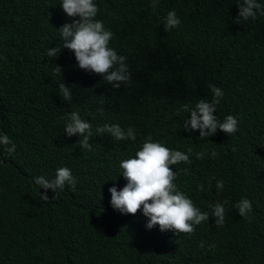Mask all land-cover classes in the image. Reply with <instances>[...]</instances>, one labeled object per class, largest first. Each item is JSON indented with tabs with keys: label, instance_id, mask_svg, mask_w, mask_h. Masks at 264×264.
Masks as SVG:
<instances>
[{
	"label": "trees",
	"instance_id": "16d2710c",
	"mask_svg": "<svg viewBox=\"0 0 264 264\" xmlns=\"http://www.w3.org/2000/svg\"><path fill=\"white\" fill-rule=\"evenodd\" d=\"M94 2L96 19L113 33L109 46L127 57L131 83L119 89L80 70L67 49L47 56L62 48L58 30L72 22L61 0H0V132L16 144L11 155L0 150V264H264V17L234 23L237 0H159L155 10L152 0ZM173 9L181 24L166 32ZM62 82L71 101L59 94ZM209 83L224 92L215 115L238 120L232 136L218 130L200 140L199 131L183 129L190 114L177 110L210 101ZM73 111L92 124L93 151L80 148L79 135H65ZM106 123L132 127L136 140L96 135ZM149 134L170 149H191L190 164L173 166L177 185L202 212L228 201L226 227L198 225L193 235L177 237L156 226L174 239L159 240L140 231L149 230L142 210L122 215L111 207L109 189L127 183L120 162L134 157ZM199 152L207 155L197 159ZM61 167L77 178L75 191L66 185L51 199L48 190L49 201H42L33 178L52 179ZM217 180L225 182L219 192ZM242 198L252 203L246 218L233 207Z\"/></svg>",
	"mask_w": 264,
	"mask_h": 264
},
{
	"label": "clouds",
	"instance_id": "9594fccd",
	"mask_svg": "<svg viewBox=\"0 0 264 264\" xmlns=\"http://www.w3.org/2000/svg\"><path fill=\"white\" fill-rule=\"evenodd\" d=\"M159 0H152L151 7L156 9ZM238 15L234 23L248 22L256 20L257 16L264 17V4L258 0H237ZM62 11L71 18V23H65L58 32L62 38V48L55 47L47 50L48 57H57L62 49H67L74 54L77 66L80 70L92 73L103 78V81L110 84L114 89H119L121 85L131 83V72L127 64V57L119 55L116 50L110 47L113 33L106 29L103 21L96 19L99 8L94 0H61ZM181 20L173 9L164 18V31L170 32L180 26ZM0 59H5L0 57ZM55 74H61L59 66L54 68ZM59 94L64 101H71L72 90L63 82L59 84ZM207 88L212 94V99H199L194 106L184 103L177 110L190 114V119L183 121V129L189 133L199 131V139L205 140L216 135L217 131L232 136L238 131V120L232 115L226 116L222 121L215 115L216 105L224 96L221 88L214 84H207ZM103 103V100H101ZM103 113L104 109H98ZM65 135L68 137L79 135L81 137L79 146L81 149L93 151L90 139L94 133L92 124L81 118L78 111H73L65 116ZM95 134L103 136L108 134L117 141L136 140V132L132 127L126 130L119 124H104L95 128ZM0 150L7 155H11L16 150L15 141L4 132H0ZM235 151V149H233ZM191 149L188 154L166 147L161 142L153 140L149 134L134 157H125L119 164L121 175L126 180V185L117 191L116 187L109 189L111 195V207L122 215H136L142 210L143 216L147 219L146 228L140 229L142 233L151 235L159 240H174L172 237L162 235L154 227L164 232H173L175 236L193 235L196 226L217 231L226 227L231 220L232 210L226 209L228 201L211 203L202 208L203 212L194 203L197 202L177 185L178 169L173 170V166L180 163L190 164ZM207 153L199 152L197 159H203ZM211 157L216 158L219 154L211 152ZM184 174H188V169H181ZM211 179H215L212 177ZM34 184L43 189L40 199L49 201L47 195L51 190L54 195L51 199H57L60 192L66 185L75 191L77 178L73 176L68 167H61L56 170L52 179L44 176L34 177ZM224 181H216L217 191H222ZM211 187V180L209 181ZM198 190L204 191V185H198ZM233 207L239 215L246 218L252 212V203L246 198H242ZM125 224L123 221H117ZM201 248L204 242L201 241ZM210 248H215L212 244Z\"/></svg>",
	"mask_w": 264,
	"mask_h": 264
}]
</instances>
